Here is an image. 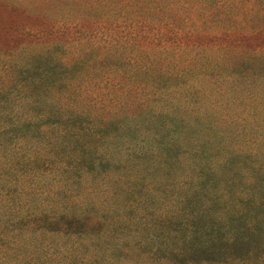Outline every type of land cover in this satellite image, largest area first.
Here are the masks:
<instances>
[{
    "label": "trees",
    "instance_id": "trees-1",
    "mask_svg": "<svg viewBox=\"0 0 264 264\" xmlns=\"http://www.w3.org/2000/svg\"><path fill=\"white\" fill-rule=\"evenodd\" d=\"M48 2L57 10L44 20L82 29L80 40L65 41L82 48L73 56L54 42L35 48L31 64L18 68L13 126L0 113V264H264V252L246 262L230 253L252 241L247 232L264 234V126L222 112L230 103L245 105L253 120L264 113V13L243 10L264 0ZM247 81L257 89L244 88ZM90 92H112L114 109L82 103ZM127 103L137 108L125 110ZM131 158L140 162L131 173L178 174L168 188L179 193L167 202L180 206L166 205L156 249L119 239L114 220L74 205L76 182L101 178L104 165L103 174L130 166ZM229 164H238L236 173L252 170L242 184L257 197L238 198L229 208L233 223L223 224L208 207L210 195L198 197L209 192L203 181ZM50 176L58 178L53 195ZM200 252L221 258L195 260Z\"/></svg>",
    "mask_w": 264,
    "mask_h": 264
},
{
    "label": "rangeland",
    "instance_id": "rangeland-1",
    "mask_svg": "<svg viewBox=\"0 0 264 264\" xmlns=\"http://www.w3.org/2000/svg\"><path fill=\"white\" fill-rule=\"evenodd\" d=\"M48 1L50 0H0V113L9 115V119L4 118V121L9 122L11 126H13L14 123L13 109L16 108L15 92H18V68L22 64H31V52L38 46H47V44L53 42L57 43L59 47L64 48L62 50L66 49L67 52H65L66 54L68 53L67 56L78 54L79 50L82 48L77 45L76 42L71 44L65 43L66 40H80L83 33L82 29L69 26L55 28L51 26L49 17L48 21L44 20L47 13H52V11L57 10ZM243 10L246 11L244 13L260 16L264 13V4L258 3L254 8L248 7V9L246 6ZM263 25L264 23H259V26L256 24L259 28H262ZM91 32L95 33V30L92 29ZM68 33L69 35L66 36ZM254 44H256V42L250 44L249 47H253ZM68 46L70 47L67 49ZM246 51L250 53L249 50ZM234 56H236V54L231 52L230 57ZM252 84H255V81H253ZM255 85L252 86L251 83L247 81L244 88L249 87L250 90H256L257 88H254ZM258 90H262V88L259 87ZM90 93H93V95H91L92 97H89L82 103L93 106L101 112H108L114 109L115 102L111 99L112 92H107L108 97L104 98L96 97L99 92ZM228 106H231V108H223L222 112L223 110L229 113L236 112L234 116H236V122H239V124L250 127L252 125L264 126V113L257 114L258 118L253 120L251 116H247L248 111L245 105L237 108L229 103ZM123 107L125 110L137 108L133 104L131 105L128 103ZM246 140L247 137H244L238 141L235 144L236 147L243 148L246 145ZM121 156L127 157L126 154H122L117 155V158L119 159L120 157L121 159ZM130 162V166L125 168L123 166L128 165V161L123 163V166H120L118 163L113 172H109L108 174H103V172H105V170L107 171V168H109V165H104L101 170V178H95V180L90 175L89 178H84L76 182L72 188L74 187V192H77L79 195L76 197L74 205H76V209L87 210L90 211V213H99V215L108 216L111 220H114L117 228L116 235L119 239L123 240L129 238L143 240L146 244H152L153 249H156L160 245L158 239H160L159 236H161V232L163 231L162 219L166 205H171L172 211L180 206L167 202V200L175 199L179 193L175 188H168L170 187L169 182L176 180L178 174H162L159 171L148 172L144 170V167L143 172L136 174L132 171L131 173V165L138 162L133 158H131ZM194 162V164L198 163L196 158ZM146 163L148 164L149 162ZM251 163L252 162H250V164ZM138 164H140V162ZM236 166H238V164H235V168L231 164L227 165L226 168L221 170L220 174L213 176L211 179L212 183L209 179H205L203 181V184L206 183L204 190L209 189V192L203 190L204 192L199 197L196 196L200 200H203L205 196L210 195L208 198L210 205H208V207L217 219L221 216L223 224L233 223V221L230 220L229 208L231 205L233 206L237 203L238 198H244V201L242 202L240 200V202L247 204L248 201H253L255 197H257L253 186H247L245 188L243 186L245 180L243 174L250 175L253 173L252 170L246 168V170H250L249 172L242 168L239 169L240 173H236ZM249 167L252 168L251 165ZM126 171H130L127 176L124 174ZM57 179L58 178L53 176L46 179L50 185L49 188H53L51 189L52 195L54 187L57 184ZM166 187L168 191H166ZM166 192H168L167 195ZM165 195L166 198H164ZM196 201H187L186 203L193 206L197 204ZM223 216H225V218ZM235 225L233 224L229 230H226L230 232L232 229L231 232H233L238 225L240 227L243 223L237 224V227H235ZM125 226H137V229L130 231L125 228ZM75 227H77V230L80 228V226ZM101 230L102 229L95 228L92 232L98 234ZM238 230L241 229L239 228L237 231ZM240 233L241 231L238 234ZM246 236L251 237L250 240L252 241L230 251L231 254H235L242 258L241 260L243 262L249 260L250 255L254 257L261 256L264 252V249L260 246V242H264L262 239L264 234L262 238H260L258 228L254 229L251 233L247 232ZM208 237L210 236H206L205 238ZM42 241L50 244H60L63 242L62 239L51 236H44ZM194 258L199 261L207 259L212 260L211 262H215L216 260H220L221 254L216 253L214 256L206 257L200 252ZM252 261L255 260L253 259Z\"/></svg>",
    "mask_w": 264,
    "mask_h": 264
}]
</instances>
